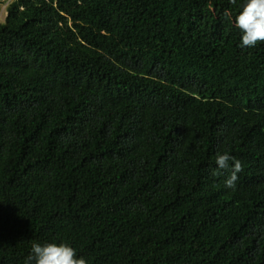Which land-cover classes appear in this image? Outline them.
<instances>
[{
    "label": "trees",
    "instance_id": "obj_1",
    "mask_svg": "<svg viewBox=\"0 0 264 264\" xmlns=\"http://www.w3.org/2000/svg\"><path fill=\"white\" fill-rule=\"evenodd\" d=\"M245 2L11 1L0 264L50 242L87 264H264V42L240 46Z\"/></svg>",
    "mask_w": 264,
    "mask_h": 264
},
{
    "label": "clouds",
    "instance_id": "obj_2",
    "mask_svg": "<svg viewBox=\"0 0 264 264\" xmlns=\"http://www.w3.org/2000/svg\"><path fill=\"white\" fill-rule=\"evenodd\" d=\"M234 3L235 0H232ZM225 17L232 19L231 13L225 12ZM234 25L242 33V48H252L264 42V0H246L242 10L234 18ZM229 161H232L231 174L225 180V186L236 188L239 179L238 174L243 171L240 160L230 156L227 152L217 154L216 164L218 169H229ZM214 175H219L216 171ZM26 264H87L83 257H78L76 249L66 243H35L32 245L31 254L27 257Z\"/></svg>",
    "mask_w": 264,
    "mask_h": 264
},
{
    "label": "rangeland",
    "instance_id": "obj_3",
    "mask_svg": "<svg viewBox=\"0 0 264 264\" xmlns=\"http://www.w3.org/2000/svg\"><path fill=\"white\" fill-rule=\"evenodd\" d=\"M12 0H7L5 3L1 4L0 6V22L5 20V16L7 15V6L11 3ZM140 95L136 96L134 100H137Z\"/></svg>",
    "mask_w": 264,
    "mask_h": 264
}]
</instances>
